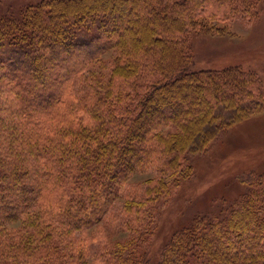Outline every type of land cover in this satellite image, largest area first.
<instances>
[{
	"label": "trees",
	"instance_id": "obj_1",
	"mask_svg": "<svg viewBox=\"0 0 264 264\" xmlns=\"http://www.w3.org/2000/svg\"><path fill=\"white\" fill-rule=\"evenodd\" d=\"M254 6L40 0L0 12V264H91L69 241L122 197L127 237L100 249L99 264H264V173L151 253L195 157L264 108L255 71L195 68L192 44ZM137 174L153 176L123 191Z\"/></svg>",
	"mask_w": 264,
	"mask_h": 264
},
{
	"label": "rangeland",
	"instance_id": "obj_2",
	"mask_svg": "<svg viewBox=\"0 0 264 264\" xmlns=\"http://www.w3.org/2000/svg\"><path fill=\"white\" fill-rule=\"evenodd\" d=\"M40 0H0V12L20 9ZM254 12L238 11L236 19L220 25V33L192 36L195 68L220 69L240 65L257 73L264 87V0H253ZM113 54L104 57L100 68L106 80ZM194 176L184 181L163 209L153 236L151 253L155 257L173 230L186 226L197 214L214 213L233 202L244 190L243 183L252 174L264 173V108L230 126L205 153L195 157ZM151 174H137L124 183L123 191L133 193L144 187ZM119 198L107 218L97 227L75 233L70 244L87 249L83 257L99 264L95 255L103 247L123 240V201ZM83 254V253H82ZM91 257V259H90Z\"/></svg>",
	"mask_w": 264,
	"mask_h": 264
}]
</instances>
